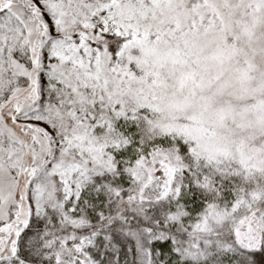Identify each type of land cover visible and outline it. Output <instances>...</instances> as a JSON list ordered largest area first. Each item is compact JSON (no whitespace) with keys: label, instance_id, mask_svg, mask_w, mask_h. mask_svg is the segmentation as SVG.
Instances as JSON below:
<instances>
[{"label":"snow or ice","instance_id":"snow-or-ice-1","mask_svg":"<svg viewBox=\"0 0 264 264\" xmlns=\"http://www.w3.org/2000/svg\"><path fill=\"white\" fill-rule=\"evenodd\" d=\"M0 264H264V0H0Z\"/></svg>","mask_w":264,"mask_h":264}]
</instances>
